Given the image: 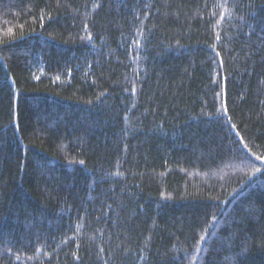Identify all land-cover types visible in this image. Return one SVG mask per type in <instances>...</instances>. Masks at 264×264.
I'll return each mask as SVG.
<instances>
[{
	"label": "trees",
	"instance_id": "1",
	"mask_svg": "<svg viewBox=\"0 0 264 264\" xmlns=\"http://www.w3.org/2000/svg\"><path fill=\"white\" fill-rule=\"evenodd\" d=\"M0 264H264V0H0Z\"/></svg>",
	"mask_w": 264,
	"mask_h": 264
}]
</instances>
